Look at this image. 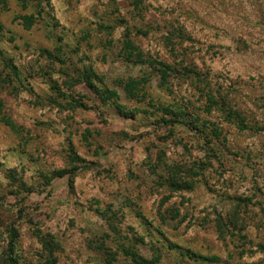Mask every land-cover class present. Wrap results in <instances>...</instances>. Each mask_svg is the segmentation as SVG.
Returning a JSON list of instances; mask_svg holds the SVG:
<instances>
[{
    "label": "rangeland",
    "instance_id": "1",
    "mask_svg": "<svg viewBox=\"0 0 264 264\" xmlns=\"http://www.w3.org/2000/svg\"><path fill=\"white\" fill-rule=\"evenodd\" d=\"M150 1L151 12L144 20L131 21L133 24L145 26L149 18L169 17L170 11L162 14L154 7L162 11L177 2ZM196 1L191 0L205 23L193 19L186 23L197 38L192 56L200 78L177 75L169 84L172 92L159 87L156 78L146 88L154 101L187 105L202 121L208 120L207 127L202 122L194 124L211 136L215 130L221 133L217 144L223 150V164L205 167L208 160L200 131L158 123L161 112L145 101L130 100L117 84L120 79H138L147 69L117 58V45L113 49L97 46L93 33L95 22L107 16L105 12L117 6L123 13L131 10L127 0H52L60 29L70 37L79 32L70 42L79 38L87 55L81 62L117 90L120 103L130 112H136L138 105L140 112L125 118L116 108L103 105L100 95L82 83L60 89L69 94L67 98L56 97L60 93L53 89L51 76L35 77L25 85H0V264L9 255L13 256L9 264H52L53 257L56 264H109L96 245L104 242L116 250L120 244L132 245L133 240L146 258L154 257L158 250L162 257L155 264H264V19L253 24V19L260 18L262 5L259 0H206L208 4L202 5ZM7 6L0 9L5 55L29 72L50 66L53 78L64 79L61 75L72 61L61 64L41 51L53 43L43 22L38 21V9H26L16 0ZM250 12L252 21L239 17L250 16ZM26 14H33L39 22L30 30L17 19ZM82 30L89 31L90 37L83 39ZM240 33L246 41L236 39ZM136 38L145 51L168 57L159 38ZM7 69L0 60V73ZM203 81L217 90V100L227 95L235 108L243 110L245 122L250 124L247 127H251H239L226 118L222 102L210 104L201 91ZM50 95L59 105L48 104ZM75 100L85 106H72ZM209 105L211 114L205 111ZM73 164L81 169L74 189L68 185L67 175H55ZM170 167L195 181L192 190L164 185ZM254 193V205L246 214L247 239L240 240L239 233H227L223 239L215 226L217 215L226 216L237 196ZM167 206L177 207L179 215L169 220L173 224L163 226L161 212ZM165 229L172 247L160 233ZM53 238L60 247L52 244L56 250L52 255L46 241ZM241 250H246L243 256ZM213 255L223 262L204 259ZM112 264L131 263L119 257Z\"/></svg>",
    "mask_w": 264,
    "mask_h": 264
},
{
    "label": "trees",
    "instance_id": "2",
    "mask_svg": "<svg viewBox=\"0 0 264 264\" xmlns=\"http://www.w3.org/2000/svg\"><path fill=\"white\" fill-rule=\"evenodd\" d=\"M9 1L10 0H0V9H6L8 7L7 5ZM16 1L21 3L26 9L31 6L35 9H38V15L41 16V19H39L38 21L43 22L41 23L42 28L44 29V31H46L47 38L53 43L51 48H44L41 50L43 54L46 57L51 58L52 60L57 59L61 64L65 65L67 64L68 60H71L72 65L71 67L66 66L68 68L66 72H64L65 74L62 73L61 75L64 79L60 78V80L58 78H53V75L51 74L53 69H51L50 66L43 65L39 66L38 68H34L33 70H38L37 73L33 71L29 72L27 67L19 65L14 61V58H9V56L5 55L4 49L2 48V35L4 26L0 20V60L2 61V64H4L6 68H8L7 72L3 74L4 76L0 73V85H25V83L29 82L30 79H34L35 77L46 78L47 76H51L52 78L50 79V81H53V89H57L58 93H60L59 95H56V97H61L60 95H67L65 96V98H67L69 94H66V92H61L60 89H62L64 86H67L68 84L71 85V83H73L71 86L82 83L91 88L97 96L100 95L102 101L104 102L103 105L110 108H116L118 112L125 118L136 117V112H140L139 105L136 107V109L133 110L136 112H130L131 110L127 109L120 103V96L119 94H117V90L111 89L109 86H107L102 76H98L93 67H89L85 62H81V60H86L87 55L81 45V42L79 41V38L76 42H70V39L73 37H77L79 35V32L78 34L74 32L73 37H70V35L64 28L60 29L61 21L53 13L54 5L52 4V0ZM198 1L201 5L202 3H206L204 2L206 0ZM252 1L256 2L257 0ZM127 2L128 6L132 8L131 10L123 13L120 12V8L117 6L116 8L112 9L111 12H105L107 16L100 18L98 22H95V24L97 23V27L96 32L93 33V35L96 34L95 36L96 38H98V42L96 44L97 46L102 45L104 49H108V47L113 49V46L117 45L118 48L115 52V56L117 58L124 60L130 65L140 66L147 69H144V76L138 79L130 78L127 81L120 79L118 80L117 84L122 87V90L126 92V96H128L130 100L132 99L138 101L139 103L145 101L147 102V105L153 106L154 111L161 112L163 115L161 116V119L157 121L158 123H165V125H169V127L173 125H183L187 127L189 126V128L193 130L200 131L203 134V145L205 149L204 151L208 160V162L206 161L204 164L205 167H208L209 165L213 166L215 165L214 163H217L219 165L223 164V150H221L219 148L220 145L217 144L218 142H220L219 136L221 135V133H216L215 130V134L211 136L202 126L199 127L198 125L194 124L197 122H202V124L207 127L208 123H210L208 122V120L202 121V119L204 118H202L196 112L190 110L187 105L179 106L178 104L170 103V105L168 106L162 102L154 101V98H152L151 94L148 93V90L146 88V83L150 82L153 78H156L158 80L159 87L166 86V88L170 89V92H172V89L170 88L171 85L169 84H171L173 79L177 78V75L181 74L187 79L192 77L200 78L197 63L194 59V55L192 56V54L196 53L193 48L196 45L197 38L192 33V31H190L189 26L186 23L187 20L191 19H193L195 22L205 23L204 18L199 15V12L194 8L195 6H193V2L197 1L193 0V2H191V0H177L176 4L168 9L165 8L162 11L160 10V8L154 7V9L159 10V12L162 14L169 11L171 13L169 17H163V15H161V19L159 20H157L156 18H149V21L145 26H138L137 24H133L131 21L137 19L144 20L148 12H151V1L127 0ZM222 2L223 1H221L220 3ZM259 3L262 5L260 9H258L259 12H261L260 18L258 17L256 20H254L252 18L253 13L251 12L249 14L250 16L242 15L239 17L246 20V22H248L249 18L250 21H252L253 19L254 26L258 24L259 21H263L264 9H262V7L264 6V3L261 2V0H259L258 4ZM255 13L256 15H258L257 12ZM17 19H20L22 21V25L26 30H30L34 27V25H36V23H39L38 21H35V16L33 14L21 15L17 17ZM90 33L92 35V31ZM81 34H83V39H87L86 37H90L88 35L89 31L82 30ZM137 36L142 38H147L149 36H154L156 39L159 38L158 42L160 43V45L163 44V48H165L166 52L169 54L168 57L164 58L159 53L154 55L148 51H145L142 45L137 41ZM236 39H242V41H246L243 34L241 33L237 35ZM92 47V44H90L89 42V48ZM209 47L213 48L215 47V45ZM75 57H78L77 59L79 60L76 61ZM24 68H26L27 70L24 71ZM100 78H102V80ZM205 82L206 81L202 82L203 87L201 88V91L202 93H204L206 98L209 99L210 104L221 105L220 103L222 102L221 108L226 118L234 121L237 125H239V127L242 128H246L247 125H250L245 122L243 110H241L239 107L235 108L228 100L227 95L224 96L222 101L217 100V90L215 91L213 88H211V85H208ZM113 95H115L114 99H112ZM49 99L50 101H47L48 104H58L57 98L53 99V97H51L50 95ZM75 102V104H71V102L68 103H70L72 106H85V104L82 102H78L77 100H75ZM226 103L229 104V107L225 106ZM205 111L211 114L213 108H211L210 105L206 106ZM10 123L13 126H17V124L12 120L10 121ZM213 124H215V122H212V125ZM250 127L251 126H248L247 128ZM73 156L74 155L72 154V160L76 161L74 160L75 156ZM168 171L170 173V176L168 177V179H166V184L164 185L173 190H192L195 185V181L193 179L180 175V172H178L175 167H170V170ZM80 172L81 169L73 164L70 168L56 171L55 175H67L68 185L70 186V188L74 189L75 178ZM259 190V186H256L255 192H258ZM255 196L257 197L256 193H254L252 196H237L236 205L228 211V214H226V216L223 217L220 214L217 215L215 226L216 229L219 230L223 239H227V233L232 236H236L237 233H239L240 240L247 239L248 236L244 233L247 221L246 214L250 212V205L253 204V197ZM161 213H163V226H165V224L171 225L173 223L169 222V220L176 219L175 217L179 215V209H177V207L169 208L167 206L166 208H163V212ZM111 227H114V230H116L115 225L111 224ZM160 231V233L164 236L163 238L165 239V241H167L172 247V243H170V240L166 235L167 230H163L164 232L162 230ZM142 240L144 241V239ZM52 244H55L57 247L59 245V242L54 238L51 241H46V245L53 255L54 251L56 250L53 249ZM136 244L137 242L133 240L132 245H128L125 243L120 244L119 248L113 250L112 248L106 246L104 242H101L100 245H96V248L102 250L100 252L106 255V258L104 260L109 264L117 261L119 257H125V259L128 260L131 264H155L160 262L162 256L160 253H158V250H156L154 257L149 259L144 257L139 252V250L135 247ZM11 251L12 253H14L13 245H11ZM245 251L246 250H241L239 254L243 256L245 254ZM194 254L195 258H201V256L197 255L196 253ZM12 257L13 256L9 255L6 260L4 259V263L9 264V262H7L8 260L13 262ZM232 257L233 256L230 254V258ZM209 258L212 259L211 261L218 260L223 262L221 258L216 255L204 259L207 260ZM100 259L104 261L102 258ZM14 261H18L17 258H14ZM52 264H56V259L54 257Z\"/></svg>",
    "mask_w": 264,
    "mask_h": 264
}]
</instances>
